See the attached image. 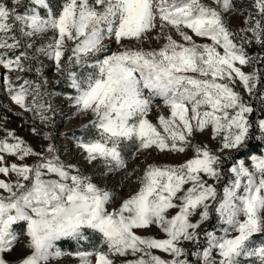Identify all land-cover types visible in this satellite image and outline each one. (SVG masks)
I'll use <instances>...</instances> for the list:
<instances>
[{
    "label": "snow or ice",
    "instance_id": "obj_1",
    "mask_svg": "<svg viewBox=\"0 0 264 264\" xmlns=\"http://www.w3.org/2000/svg\"><path fill=\"white\" fill-rule=\"evenodd\" d=\"M0 92V264H264V0H0Z\"/></svg>",
    "mask_w": 264,
    "mask_h": 264
},
{
    "label": "rangeland",
    "instance_id": "obj_2",
    "mask_svg": "<svg viewBox=\"0 0 264 264\" xmlns=\"http://www.w3.org/2000/svg\"><path fill=\"white\" fill-rule=\"evenodd\" d=\"M115 45H113V48ZM250 55H254L255 53H249ZM246 70H248L246 68ZM49 76L52 75L51 72L48 73ZM60 91V89H58ZM3 98H0V117L7 116V119H0V124L6 125L7 128L15 130L16 134L24 138L28 143H30L34 148L37 150L40 149L42 137H36L32 135L30 128L33 124V120L30 118V113H21V110L11 104V102L8 100V98L0 92ZM63 102V111L68 112L70 109L67 106V101L63 100V97H61V100H57V104H61ZM6 108H11L13 112L16 113V115H13L12 112H6ZM154 119V116L152 117ZM56 123L52 127L51 131L55 137L54 143L57 145V148L59 150V154L62 159L77 163L78 166H82V161L80 160L79 154L77 153V150L75 148V137L79 136L78 133H76V129H82L81 126L84 123H87V118L85 117H79V118H72L71 122H69L68 119L61 118L60 115H57L55 117ZM56 127V128H55ZM44 131H48L49 129L45 128ZM2 135V133H0ZM258 135V133H257ZM260 147H264V144L260 142ZM214 146V145H213ZM250 152H259V151H250ZM246 155V154H244ZM143 157H141V162H143ZM85 167V171H88L87 166ZM132 167V163L129 162V168ZM91 174V173H89ZM118 179L117 175H113L112 177H109L107 179V185L109 188H112L113 186L116 187V191L120 193L121 195H125L128 192V187L125 186L123 189V192L120 191V186L117 185L115 182ZM95 182L97 183H103L102 179H97ZM127 183L126 181L124 182ZM135 185H133L134 187ZM156 229H151V233H156ZM151 233H141V234H151ZM158 234V233H157ZM254 240L259 242L264 240V235H256L254 237ZM73 243L79 248L80 245L73 241ZM61 247L62 250L65 252H75V250H71L68 248L66 244H61V242L58 245ZM21 255V249L17 248L15 251H13L11 254L6 256V259H8L11 264H15V261L17 258ZM50 264H78V260L73 256H64L59 259H54L50 262Z\"/></svg>",
    "mask_w": 264,
    "mask_h": 264
},
{
    "label": "trees",
    "instance_id": "obj_3",
    "mask_svg": "<svg viewBox=\"0 0 264 264\" xmlns=\"http://www.w3.org/2000/svg\"><path fill=\"white\" fill-rule=\"evenodd\" d=\"M237 3L246 6L247 0H237ZM257 51H258V46L257 47H251L249 49V53H256ZM61 88H62V86H61ZM0 98L1 99L3 98V96L1 95V93H0ZM257 115H258V113H257ZM75 131H76V133H78L80 135V133H82L84 131V128H82V129H76ZM259 144H260V142H258L256 140H253L252 141V145L250 146L249 151H259L260 148H261ZM242 155H244V154H242ZM93 242H98V239L96 237H93ZM61 244H66L68 246V248L71 249V250H75V249L78 248L73 243V241H63V242H61Z\"/></svg>",
    "mask_w": 264,
    "mask_h": 264
}]
</instances>
